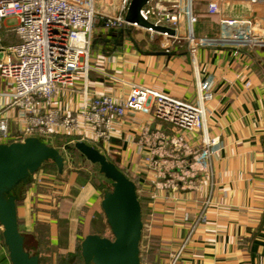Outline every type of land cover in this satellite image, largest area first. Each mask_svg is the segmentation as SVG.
<instances>
[{
    "label": "crops",
    "instance_id": "obj_1",
    "mask_svg": "<svg viewBox=\"0 0 264 264\" xmlns=\"http://www.w3.org/2000/svg\"><path fill=\"white\" fill-rule=\"evenodd\" d=\"M197 9L196 36L214 37L217 18L205 15L201 5ZM255 15L264 18V6ZM93 36L86 83L80 78L73 90L55 96L54 105L61 111L80 108L84 86L87 97L123 98L134 83L195 102L199 79L209 83L213 95L205 106V125L209 138L219 140V151L208 158V172L194 178L180 179L190 171L191 157L170 141L181 139L198 151L201 133L179 131L141 114L124 118L112 129V162L135 183L141 207L147 209L141 258L156 247V264H170L178 254L175 264H264V48L235 53L203 46L192 59L186 49L159 37L149 39L141 31L98 29ZM145 139L153 150L162 147L166 153L164 189H155L143 165L148 151L140 143ZM83 165L66 166L62 175L55 169L43 184L32 182L21 192L18 227L26 250L38 255L39 264H70L71 259L82 264L81 240L90 234L108 237L100 208L106 181ZM0 264H11L1 227Z\"/></svg>",
    "mask_w": 264,
    "mask_h": 264
},
{
    "label": "built area",
    "instance_id": "obj_2",
    "mask_svg": "<svg viewBox=\"0 0 264 264\" xmlns=\"http://www.w3.org/2000/svg\"><path fill=\"white\" fill-rule=\"evenodd\" d=\"M131 1L0 0V144L35 137L63 149L67 144L57 145L56 141L68 139L71 144L81 141L93 146L114 161L109 146L114 125L141 114L179 131L201 133L198 151L190 150L181 139L171 140L170 144L191 157L190 171H184L180 179L208 172L207 160L219 151V140L209 138L206 131L205 106L213 97L206 81L197 79L195 102L134 83L128 84L123 98L106 94L87 97L84 86L85 100L74 113L61 111L54 105V98L62 90H73L80 78L85 85L91 69L92 39L98 29L141 31L149 39L159 37L186 49L192 59L196 49L203 46L251 53L264 48V18L255 15L264 0H149L140 11L141 18L154 27L173 31V35L126 22ZM199 5L204 7L205 15L217 18L218 32L212 38L195 34ZM4 33L15 35L18 42L6 43ZM140 144L148 151L142 161L154 178L155 189H164L168 186L166 153L162 147L153 150L146 139ZM182 162L174 164L177 167ZM46 178L41 170L34 175L33 183L41 185ZM178 256L170 264H175Z\"/></svg>",
    "mask_w": 264,
    "mask_h": 264
},
{
    "label": "water",
    "instance_id": "obj_3",
    "mask_svg": "<svg viewBox=\"0 0 264 264\" xmlns=\"http://www.w3.org/2000/svg\"><path fill=\"white\" fill-rule=\"evenodd\" d=\"M149 0H132L125 21L154 32L173 35V31L154 27L140 16ZM74 152L83 164L97 168L106 181L102 193L101 212L109 231L108 237L85 236L79 251L82 264H143L140 244L143 236L141 201L135 183L93 146L78 141L63 149L48 146L35 137L20 143L0 144V227L11 264H39V257L26 250L24 235L17 219V202L33 177L47 167H55L62 175L67 160L65 152Z\"/></svg>",
    "mask_w": 264,
    "mask_h": 264
},
{
    "label": "rangeland",
    "instance_id": "obj_4",
    "mask_svg": "<svg viewBox=\"0 0 264 264\" xmlns=\"http://www.w3.org/2000/svg\"><path fill=\"white\" fill-rule=\"evenodd\" d=\"M8 24H12V21H8ZM56 144L57 145H61V144L72 145L70 142H68V139H57ZM65 157H66V160L68 162L67 167H69V165H70L71 168H78V167L84 166L82 164L83 163L82 162V158L78 154H76V153H74L72 151L71 152L70 151L69 152H65ZM86 165L87 164H85V166ZM93 171L97 172V168L93 169ZM142 216H143L144 220L147 219V209H146V207L144 205L142 206ZM108 236H109V233H108ZM146 241H147V233L144 232V236H142V241H141V244H140V250L142 251L141 255L145 251Z\"/></svg>",
    "mask_w": 264,
    "mask_h": 264
},
{
    "label": "trees",
    "instance_id": "obj_5",
    "mask_svg": "<svg viewBox=\"0 0 264 264\" xmlns=\"http://www.w3.org/2000/svg\"><path fill=\"white\" fill-rule=\"evenodd\" d=\"M4 38H5V42L6 43H10V44H14L18 42V39L15 35L13 34H9V33H4ZM43 172L47 175V176H54L55 173V167H47L45 169H43ZM157 249L156 247H152L149 252L146 254V256H143L141 258L142 263L143 264H156L157 260H154L155 254ZM80 255V251H79V246H78V257ZM145 255V254H144ZM80 258V257H79ZM156 259V258H155ZM70 261V260H69ZM73 259H71L70 264H72ZM153 261H155L153 263ZM74 264V263H73Z\"/></svg>",
    "mask_w": 264,
    "mask_h": 264
}]
</instances>
